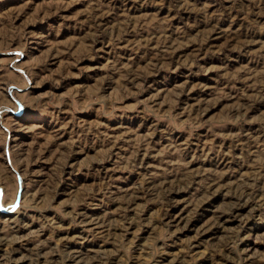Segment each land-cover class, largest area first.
Instances as JSON below:
<instances>
[{
  "label": "rangeland",
  "instance_id": "obj_1",
  "mask_svg": "<svg viewBox=\"0 0 264 264\" xmlns=\"http://www.w3.org/2000/svg\"><path fill=\"white\" fill-rule=\"evenodd\" d=\"M251 33L264 0H0V251L264 264V143L237 139L264 132Z\"/></svg>",
  "mask_w": 264,
  "mask_h": 264
},
{
  "label": "bare ground",
  "instance_id": "obj_2",
  "mask_svg": "<svg viewBox=\"0 0 264 264\" xmlns=\"http://www.w3.org/2000/svg\"><path fill=\"white\" fill-rule=\"evenodd\" d=\"M260 1V0H259ZM122 8V7H121ZM261 37H263L264 38V34H256V33H251L250 35H249V39L247 40V42H248V44L250 45V43H255V42H258V39H260ZM258 38V39H257ZM230 39V38H229ZM250 42V43H249ZM243 52V51H242ZM205 105V104H204ZM240 116V115H239ZM250 129L251 128H248L247 129V132L245 133V134H243L242 136H240L239 138H237V139H239V141H240V139H242L241 140V142L243 141V144H250V145H260L261 143H264V132L263 131H261L260 132V134L258 135V134H256L255 136L253 135V133H252V131H250ZM258 132V131H257ZM111 134V133H110ZM179 135V134H178ZM184 139V138H183ZM253 140V141H250V140ZM180 142V141H179ZM195 142V141H194ZM229 142V141H228ZM182 143V142H181ZM19 144V143H18ZM183 147V146H182ZM244 148H246V147H244ZM225 150V149H224ZM232 150V149H231ZM196 152V151H195ZM249 152H250V150H249ZM138 154V153H137ZM220 161H222V160H224V157H221L220 159H219ZM133 161V160H132ZM229 161V160H228ZM135 162V161H134ZM148 165V164H147ZM148 168V167H147ZM108 169V168H107ZM149 173V172H148ZM191 174V173H190ZM239 178V177H238ZM252 178V177H251ZM183 180V179H182ZM211 180H213V179H211ZM185 181V180H184ZM154 181L151 179V178H147V180H146V184H147V187H149L150 185H151V183L153 184V185H155L154 183H153ZM254 182V181H253ZM179 183V182H178ZM169 184H170V181H169ZM175 184H177L176 182H175ZM188 184V183H187ZM190 184H192V183H190ZM241 184H242V182H241ZM240 184V185H241ZM181 185V184H180ZM209 185L211 186V188H213V187H216L215 189H217V187L219 186V180H215L214 182H211V183H209ZM231 185V184H230ZM191 186V185H190ZM176 187V186H175ZM178 187V186H177ZM181 187V186H180ZM159 188L163 191V193H166L167 192V194H173V193H176L177 191L179 192V190H178V188H174V187H172V186H170V185H168V184H164V183H161L160 185H159ZM187 189V188H186ZM70 190V189H69ZM139 190V189H138ZM137 190V191H138ZM181 190V189H180ZM212 190V189H211ZM147 191V190H146ZM150 191L151 192H156V193H158L159 194V192H161V191H159V190H157V189H150ZM229 191H230V189H229ZM252 191H254V186H252V187H248V188H246V189H244V190H241L239 193H238V195L237 196H235V197H237L238 199H241V198H245V200H244V202H243V204L242 205H245V204H248L247 202H249L250 200H251V198L253 199V197H251V196H253L254 194H253V192ZM228 193V192H227ZM236 193V192H235ZM234 193V194H235ZM260 193V192H259ZM36 194V193H35ZM166 194V195H167ZM213 194V193H212ZM236 195V194H235ZM137 196H139V195H137ZM211 196V195H210ZM209 196V197H210ZM129 197V196H128ZM164 197V196H163ZM234 197V196H233ZM262 197V196H261ZM260 197V198H261ZM130 198V197H129ZM258 198H259V196H258ZM131 199V198H130ZM176 199V198H175ZM205 199H209V198H205ZM165 200V199H164ZM202 200H204V199H201V201L200 202H198V203H196L197 204V206L199 205V207H200V205H201V202H202ZM232 200V199H231ZM129 201V200H128ZM228 201H229V199H228ZM131 202V201H130ZM165 202H167V201H165ZM231 202L229 201L228 202V204H230ZM129 205H131V203L129 204ZM231 205V204H230ZM232 205H234V203L232 204ZM235 206V205H234ZM247 206V205H246ZM254 206V205H253ZM253 206L251 207V208H253ZM221 207V206H220ZM168 208V207H167ZM231 208V207H230ZM235 208V207H234ZM237 208V207H236ZM254 209V208H253ZM173 210V209H172ZM224 210V209H223ZM226 210H229V209H226ZM80 211V210H79ZM195 211V210H194ZM249 211V210H248ZM164 212V211H163ZM71 213V212H70ZM100 213V212H99ZM225 213V212H224ZM249 213V212H248ZM248 213H246V214H248ZM182 214V213H181ZM193 214V213H192ZM230 214V213H229ZM228 214V215H229ZM237 214V213H236ZM246 214H245V216H246ZM251 214V213H250ZM70 216V215H69ZM165 216L168 218L167 220L170 222V223H176V221L177 220H180V215H178V213H173V211H171L170 210V212L168 211L167 213H165ZM188 216V215H187ZM190 216V215H189ZM77 217L79 218V221L80 222H82V225L83 226H86V227H88V229H91L92 227H94V226H96V225H100L101 226V223H100V218L99 217H97V216H92V214L91 215H89V213L88 212H86V211H80V212H78L77 213ZM233 217V216H232ZM248 217H249V214H248ZM43 218V217H42ZM200 218V217H199ZM228 218V217H227ZM232 219V218H231ZM244 219V218H243ZM246 219H247V217H246ZM52 220V219H51ZM187 220H189V218L187 219ZM50 222V221H49ZM243 222H245L244 220H243ZM13 223V222H12ZM185 223H187L186 221L184 222V225H185ZM117 225V224H116ZM174 225V224H173ZM184 225H182V226H184ZM194 225V224H193ZM210 225V224H209ZM49 226V225H48ZM68 226V225H67ZM103 226V225H102ZM186 226V225H185ZM18 227V226H17ZM170 227V226H169ZM175 227V226H174ZM197 227V226H196ZM195 228V227H194ZM211 228V227H210ZM210 228H206L205 229V227L203 226H201V228L199 229V231L200 230H202L203 231V233H205V230H210ZM41 229V228H40ZM79 230V229H78ZM93 230V229H92ZM208 230V231H209ZM95 232V231H94ZM76 233V232H75ZM194 233V232H193ZM78 233H76V235H77ZM261 234H263V233H261ZM74 235V234H73ZM83 235V234H82ZM99 235V234H98ZM215 235V234H214ZM237 235V234H236ZM249 235V234H248ZM64 236V235H63ZM62 236V237H63ZM67 236V235H66ZM65 236V237H66ZM72 236V235H71ZM210 236V235H209ZM193 238H194V236H192ZM0 238H2V237H0ZM13 238V237H12ZM19 238V237H18ZM68 238V237H67ZM85 238V237H84ZM221 238V237H220ZM189 239H191V238H189ZM2 239H0V241H1ZM199 240V239H198ZM226 241V240H225ZM1 243V242H0ZM6 243H7V241H6ZM2 246V245H1ZM33 247V246H32ZM31 247V248H32ZM54 247V246H53ZM30 248V249H31ZM61 249V248H60ZM70 249V248H69ZM1 250V249H0ZM39 248L38 249H36V251H35V256L33 257V259L30 257L29 258V262L30 261H35V259H36V263L35 264H40V263H37V259L39 258V256H41L40 255V253H39ZM97 250V249H96ZM15 251H17V250H15ZM64 253H65V259H66V261H70V262H72V263H67V264H76L77 262H81L82 261V264H109V260L107 259V256H100L99 257V259L98 258H96L97 260H96V262H93V263H90L89 262V260H88V262H87V260H85L84 262H83V257L82 258H78L77 257V255H75V250H62ZM21 252V251H20ZM19 252V253H20ZM77 252V251H76ZM103 252V251H102ZM174 253V252H173ZM173 253H172V255H173ZM24 254V253H23ZM78 254V253H77ZM102 254V253H101ZM202 253H200V255H201ZM21 256L22 257H24V255H22L21 254ZM93 256V255H92ZM203 256V255H202ZM22 257H14V256H12V255H10L7 251H5V250H2V251H0V264H13V263H16V262H18V261H21L22 260ZM27 257V256H26ZM94 257V256H93ZM172 257V256H171ZM201 257V256H200ZM88 258V257H87ZM86 258V259H87ZM92 259V258H91ZM95 259V258H94ZM173 260L175 259L174 257L172 258ZM168 260V259H167ZM172 260V261H173ZM170 261V260H169ZM62 263V262H61ZM164 263V262H163ZM171 263V262H170ZM169 263V264H170ZM200 263V262H199ZM43 264V263H42ZM113 264V263H112ZM160 264V263H159ZM162 264V263H161ZM164 264H167V261L164 263Z\"/></svg>",
  "mask_w": 264,
  "mask_h": 264
},
{
  "label": "snow or ice",
  "instance_id": "obj_3",
  "mask_svg": "<svg viewBox=\"0 0 264 264\" xmlns=\"http://www.w3.org/2000/svg\"><path fill=\"white\" fill-rule=\"evenodd\" d=\"M0 194H2V193H0Z\"/></svg>",
  "mask_w": 264,
  "mask_h": 264
}]
</instances>
